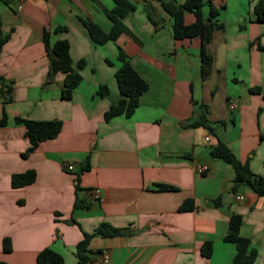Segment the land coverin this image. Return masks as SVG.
Here are the masks:
<instances>
[{
	"label": "crops",
	"instance_id": "0c3cea01",
	"mask_svg": "<svg viewBox=\"0 0 264 264\" xmlns=\"http://www.w3.org/2000/svg\"><path fill=\"white\" fill-rule=\"evenodd\" d=\"M131 1L136 9L124 22L137 39L123 33L99 45L81 18L109 31L113 22L105 8L113 0H23L20 11L21 0H0V36H8L0 51V120H7L0 125V264H38L45 248L61 253L65 264H77L84 233L103 224L120 232L91 237V250L110 255L100 264H233L236 245L224 239L233 213L242 215L240 234L258 250L252 264H264V195L245 184L233 192L234 167L211 155L222 141L264 176V22L256 19L258 0H212L224 27L208 43L214 63L207 77L200 39H176L158 1L150 0L158 26L144 0ZM204 12L209 14L208 4ZM194 20L186 13V23ZM61 27L66 29L55 31ZM45 30L51 44L68 40L73 67L82 74L70 98L62 96L64 73H49ZM118 45L149 89L130 117L106 120L105 112L121 98ZM101 85L109 89L104 95ZM204 106L213 130L192 124ZM16 116L63 125L55 138L24 155L29 140ZM201 165L208 171L199 172ZM28 170H35L34 182L13 187L12 176ZM95 188L99 199H93ZM78 197L89 206L75 208ZM186 200L193 201L192 209L181 208ZM207 241L210 257L202 254Z\"/></svg>",
	"mask_w": 264,
	"mask_h": 264
},
{
	"label": "trees",
	"instance_id": "16d2710c",
	"mask_svg": "<svg viewBox=\"0 0 264 264\" xmlns=\"http://www.w3.org/2000/svg\"><path fill=\"white\" fill-rule=\"evenodd\" d=\"M5 4L11 5L14 0H2ZM158 1L162 9L172 19V31L176 39L198 37L200 39V55L202 59L203 77H207L212 69L214 58L208 51V43L212 40L214 31L224 27L222 22H219V8L213 4L212 0H185L178 2L176 0H151ZM150 0H144L145 11L149 20L154 26H158L161 20L156 17V9ZM114 5L111 8H105V13L112 20L113 24L109 31H105L101 25L92 21L89 18H81L84 26L88 30L91 40L95 44L103 45L108 41H117L123 34L127 33L136 36L131 32L124 22L125 16L136 9V3L131 0H113ZM208 4L210 12L208 15L204 12V7ZM257 15V21L264 22V0H258L254 6ZM192 12L195 20L192 23L185 22V15ZM65 30V27L56 28L55 31ZM51 31L45 30L43 41L46 50L50 57V75H54L60 71L64 73V82L62 88V96L70 98L75 88L80 84L83 77L82 74L73 67L72 58L70 55V45L66 39H58L53 44L50 43ZM8 36H0V51L2 45L6 42ZM137 39V38H136ZM260 48H264L259 45ZM119 54L118 60L120 65L116 70V81L118 90L121 94L117 104H113L105 112V119L110 120L114 117L125 115L130 117L139 106L140 96L149 89L148 81L134 68L130 62V58L124 48L118 45ZM109 63L111 61L108 60ZM85 61L82 59L78 62V66L82 67ZM6 88V87H5ZM8 90V89H6ZM107 85H101L98 89L99 95H104L108 92ZM260 88H255L256 92H260ZM5 91V90H4ZM7 93V92H5ZM207 106H204L199 118L192 124L194 126H204L213 130L206 115ZM15 122L25 126V134L29 140V147L24 155L34 151L42 141L55 138L62 129V121L59 119L53 120H33L16 116ZM4 117L0 120V125L6 123ZM222 124L224 122H221ZM211 155L220 158L230 163L235 169V177L233 179L232 191L235 192L241 185H248L254 192L259 195H264V176L256 175L250 168L247 162L240 161L232 150L222 141H219L211 148ZM89 166L84 167L87 169ZM36 178L35 170H28L23 173H16L12 176V186L20 187L34 182ZM161 189H172L169 185H160ZM215 204H221V196L214 200ZM88 203H83L82 199L77 198L74 207H88ZM194 207L192 200H186L182 209L188 210ZM243 223L242 215L233 213L229 220V228L225 235V241L232 242L236 245L237 251L233 258V264H252L256 260L258 250L252 246L251 239L240 234V229ZM120 232L119 229L112 228L103 224L95 233H84V238L77 244L78 261L77 264H88L91 262L98 252L91 250L89 242L94 234L113 235ZM11 246L10 240L4 241V247L9 250ZM212 242L207 241L202 246V254L210 257L212 254ZM38 264H65L64 256L58 251L45 248L39 252L37 257ZM4 264V263H1Z\"/></svg>",
	"mask_w": 264,
	"mask_h": 264
},
{
	"label": "built area",
	"instance_id": "2783aa9c",
	"mask_svg": "<svg viewBox=\"0 0 264 264\" xmlns=\"http://www.w3.org/2000/svg\"><path fill=\"white\" fill-rule=\"evenodd\" d=\"M23 0H21V2L19 3L18 5V10H22V7H23ZM235 104L232 102H229V107H234ZM207 139H209V137H207ZM74 168L73 164H69L68 165V169L69 170H72ZM205 171H208V166L207 165H201L199 167V172H205ZM92 196H93V199H99L100 198V191L98 188H95L93 189V192H92ZM241 198V196H237V199L239 200ZM109 258H110V255L109 253L104 250L102 252H100L98 255H97V258L91 262H89L90 264H100V263H104V262H108L109 261Z\"/></svg>",
	"mask_w": 264,
	"mask_h": 264
}]
</instances>
